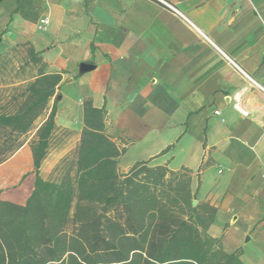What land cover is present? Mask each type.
<instances>
[{"label":"crops","instance_id":"obj_1","mask_svg":"<svg viewBox=\"0 0 264 264\" xmlns=\"http://www.w3.org/2000/svg\"><path fill=\"white\" fill-rule=\"evenodd\" d=\"M166 1L189 21L158 0H0V53H22L34 69L26 83L62 75L32 129L56 103L39 175L60 181L66 166L55 165L72 148L46 173L56 140L77 139L76 158L87 115L118 149L120 173L186 168L193 204L216 208L208 233L244 264H264V92L224 55L264 86V0ZM30 142L0 165L1 198L20 205L36 179Z\"/></svg>","mask_w":264,"mask_h":264},{"label":"trees","instance_id":"obj_2","mask_svg":"<svg viewBox=\"0 0 264 264\" xmlns=\"http://www.w3.org/2000/svg\"><path fill=\"white\" fill-rule=\"evenodd\" d=\"M61 80L40 72L0 97V165L25 143ZM56 110L30 142L36 179L26 204L0 197V264H244L208 233L216 208L193 204L186 168L137 163L120 173L118 149L87 115L76 158L60 181L43 179Z\"/></svg>","mask_w":264,"mask_h":264},{"label":"rangeland","instance_id":"obj_3","mask_svg":"<svg viewBox=\"0 0 264 264\" xmlns=\"http://www.w3.org/2000/svg\"><path fill=\"white\" fill-rule=\"evenodd\" d=\"M0 60V97H2L4 100H7L10 94L14 92L16 87L26 83V80L32 76L34 69L32 66L25 64L21 52L13 53L12 55H2ZM33 132L34 130L27 134L26 143L33 139ZM56 141V146H59L57 147L54 155H52V163L50 162V164L47 165L48 167L46 173H49L50 166H53L52 164L54 161L58 160L62 156L61 152H63L65 148L71 147V152H68L66 155L61 157L57 165H55L66 166L70 162L71 158H74V151L78 146L77 139H61ZM70 153H73V156ZM1 167L3 166H0V168ZM8 189L9 188L4 176V172H0V197L6 198Z\"/></svg>","mask_w":264,"mask_h":264},{"label":"built area","instance_id":"obj_4","mask_svg":"<svg viewBox=\"0 0 264 264\" xmlns=\"http://www.w3.org/2000/svg\"><path fill=\"white\" fill-rule=\"evenodd\" d=\"M158 1H160L161 3L166 5L169 9H171L172 11L176 12L178 15L182 16L183 18H185L189 21V19L180 10H178L174 5H172L170 2H168L166 0H158ZM42 22H46V19H42ZM224 55L234 65V67L244 76V78L248 81V83L251 86L257 87L258 89H260L261 91L264 92V86L263 85H261L259 82H257L250 74H248L243 68H241L232 58H230L226 54H224Z\"/></svg>","mask_w":264,"mask_h":264}]
</instances>
